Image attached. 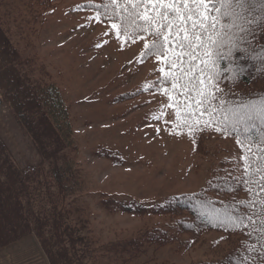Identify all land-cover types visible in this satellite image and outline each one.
I'll list each match as a JSON object with an SVG mask.
<instances>
[{
	"label": "trees",
	"instance_id": "1",
	"mask_svg": "<svg viewBox=\"0 0 264 264\" xmlns=\"http://www.w3.org/2000/svg\"><path fill=\"white\" fill-rule=\"evenodd\" d=\"M58 0H0V97L18 123L23 135L29 140L37 155L36 162L21 168L14 160L2 133L0 132V250L28 236H35L46 255L48 264H152V258H144L151 249H160L177 244L190 249L206 242V236L217 233L210 248L214 255L203 261L189 264H261L264 260V225L259 214L260 201L264 192L252 185L242 183L244 161L241 156H259L257 148L264 151L258 134L264 132V123L253 113L252 127L244 133L229 130L227 134L212 130L211 127L194 133L193 148L201 155L224 153L228 150L212 141L222 137H233L246 144H239L237 158H219L205 186L195 192L176 194L161 202L144 203L136 200L121 201L103 196L100 203L111 211L132 213L137 216L165 215L173 220L171 228L145 226L128 238L98 244L90 233V220L86 205L78 199L85 189L82 172L77 168L78 147L73 136V122L62 91L39 58L33 43L38 31L37 24L44 22V13ZM110 0H86L79 4V11H94ZM122 2V0H118ZM221 11H236L234 7ZM244 15L249 21H239L256 33V39L264 33V12L258 7L253 10L246 6ZM131 11V9H129ZM123 15V11L121 10ZM102 21L119 23V21ZM227 23L228 18L224 17ZM127 43L133 42L126 36ZM150 43L153 37L146 35ZM139 40V39H135ZM264 44V40H260ZM252 56L237 53L232 60L219 61L218 70L222 77H230L227 71L235 67L239 75L235 82L221 79L223 93H217L216 107L212 119L235 122L247 109L258 110L264 105V64L260 59L257 45ZM146 51V50H144ZM155 55L146 58L148 60ZM255 57V58H253ZM165 60V59H164ZM186 67V65H185ZM243 69L240 72V69ZM165 72L179 75L177 69H170L165 60ZM163 79V75L153 85ZM149 90H164L171 95L178 112L177 126L188 133L187 125L199 121V126L209 122L208 102L197 108L194 101L196 92H182L173 88L171 78ZM139 92V91H138ZM141 93V92H140ZM118 96L116 101L130 99ZM221 101L223 104L221 105ZM190 117V118H189ZM231 128V125H230ZM189 135V134H188ZM245 135L250 141L244 140ZM212 145V146H211ZM217 146V147H216ZM248 148L252 152H248ZM223 149V150H222ZM104 157L111 158L117 165H124L119 153L103 151ZM255 168L259 161H250ZM256 201L255 208H248V202ZM257 212L253 223L245 221L243 227L233 224L237 216ZM184 237V238H182ZM182 238V239H181Z\"/></svg>",
	"mask_w": 264,
	"mask_h": 264
},
{
	"label": "rangeland",
	"instance_id": "2",
	"mask_svg": "<svg viewBox=\"0 0 264 264\" xmlns=\"http://www.w3.org/2000/svg\"><path fill=\"white\" fill-rule=\"evenodd\" d=\"M85 1H56L44 13V22L37 24L33 43L51 81L60 87L69 105L78 147L76 165L85 181L78 199L86 205L92 237L105 244L131 237L147 225L171 228L173 220L165 215L111 211L101 205L103 196L157 203L172 195L195 192L209 181L219 158L239 156V144L233 137L219 136L212 145L227 152L214 150L210 156L196 152L188 133L177 126L178 112L171 95L145 89L163 75L159 70H165V60L155 56L140 63L148 37L131 43L117 38L112 22H97L96 12L77 9ZM132 92V98L116 101ZM154 114L162 118L153 119ZM0 132L21 168L36 162L35 150L4 103L0 106ZM106 150L119 153L124 165L104 157ZM216 236L212 232L206 242L190 249L177 244L151 249L144 258H152V264L203 261L214 255L210 245ZM24 239L17 248L11 244L1 249L0 260L9 255L13 259L34 256L25 254L33 246L39 249V241L33 235Z\"/></svg>",
	"mask_w": 264,
	"mask_h": 264
},
{
	"label": "snow or ice",
	"instance_id": "3",
	"mask_svg": "<svg viewBox=\"0 0 264 264\" xmlns=\"http://www.w3.org/2000/svg\"><path fill=\"white\" fill-rule=\"evenodd\" d=\"M225 6V0H122V2L110 0L98 7L94 17L97 22L101 20L102 15L106 20L119 21L111 25L113 29H117V38L123 35L134 42L135 39H145L146 35H150L153 39L150 43L145 40L146 51L142 53L139 62L143 63L146 58L155 55L167 60L170 69H177L179 72L177 75L173 72H165L161 68L159 71L163 73V79L156 85H145L146 90L149 87L158 88L160 84L171 78L173 88L179 87L182 92L187 93L196 92L198 98L194 103L197 108L204 101L208 102L212 111L205 108L200 115L207 113L209 122L202 127L199 126V121L187 125L188 134L193 140L194 133L209 127L226 135L232 129L239 131L237 124H242L244 133H248L252 127H255L251 123L253 113L264 123V105L258 110H254V106H245L246 111L240 114L233 113L237 117L235 122L229 121L227 117L222 121L212 119L216 111H222V107L213 105V101L219 99L216 94L224 91L220 87L221 79L230 78L235 82L239 75L235 67H230L227 71L232 75L222 77L218 70L219 61L232 60L237 53L252 56L257 50L253 46L255 44L259 47L260 59L264 64V44L260 43V40H264V33L261 34L260 40H257L255 31L239 22H253L244 15L246 6L253 10L258 7L264 12V0H234L236 11L222 12L221 8ZM227 7H233V0H227ZM224 17H227L229 22L225 23ZM242 71L241 68L240 72ZM161 118L160 115H153V119ZM258 138L260 143L264 144V132H260ZM244 140L248 142L250 137L245 135ZM237 143L246 147V144L240 140ZM255 151L260 155L240 157L244 161L241 181L249 186L250 192L254 191L252 185L264 192V151L259 148ZM248 152L251 153L252 149L248 148ZM250 161H259V163L253 168ZM255 206L256 201L248 202V208ZM259 214L264 217V200L260 201ZM256 215L257 212L253 211L244 216H237L232 222L243 227L245 221L253 223V217ZM261 224L264 225V219H261ZM261 264H264V260Z\"/></svg>",
	"mask_w": 264,
	"mask_h": 264
},
{
	"label": "crops",
	"instance_id": "4",
	"mask_svg": "<svg viewBox=\"0 0 264 264\" xmlns=\"http://www.w3.org/2000/svg\"><path fill=\"white\" fill-rule=\"evenodd\" d=\"M24 241H25V239L12 244L11 248H17V246H20ZM31 243H33V242H31ZM32 248H31L30 251H27V253L25 255H29L30 253H35L34 256L30 257V255H29L26 258H20L19 259V258L15 257L13 259V257L11 255H9L5 259L2 258L0 260V264H48V261L45 260V257H44L45 254H44L41 246L39 247V249H38L37 246H33ZM10 250L11 249H8V251H10ZM8 251H4V252L6 253ZM16 259H19V260L18 261H14Z\"/></svg>",
	"mask_w": 264,
	"mask_h": 264
}]
</instances>
